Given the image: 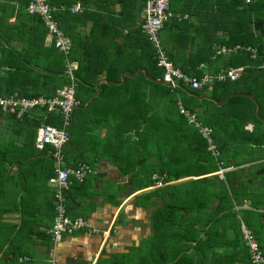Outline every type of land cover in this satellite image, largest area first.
Here are the masks:
<instances>
[{
    "label": "trees",
    "instance_id": "16d2710c",
    "mask_svg": "<svg viewBox=\"0 0 264 264\" xmlns=\"http://www.w3.org/2000/svg\"><path fill=\"white\" fill-rule=\"evenodd\" d=\"M14 1L17 2L19 14L26 16L25 21L28 22L27 27L32 35L25 51L17 55L12 51L8 54L9 58L14 57L18 61L17 64H0V70L4 69L6 73L0 74V93L17 91L19 95L27 97L53 96L56 89L67 82L64 73L67 58L77 63L75 75L78 82L76 97L80 100L79 108L85 106L96 91V82L104 77L105 80L99 84L97 95L85 109L92 110L96 104L105 109L112 106L113 111L119 113L122 120L125 118V123L130 117L131 126L136 127L137 132L142 131L143 136H147L146 141L142 136V140L137 141L133 147L136 158L132 164L135 165L136 175L140 174V171H148V185L154 184V172L165 173L166 181H176L184 176L206 175L231 166L236 168L223 173L222 177L206 175L168 183L137 195V198L143 197L147 200L153 197L150 200L156 207L152 218L153 237L160 243L162 241L164 254L162 253L163 258L160 259H156L154 255L152 260L145 254L139 255L136 264H250L249 253L242 239L241 223L251 230L264 253V212H257L263 198L258 194L257 188L264 184V164L250 165L249 167L257 166V169L244 171L241 160L232 164L225 162L231 156L229 154L235 151L228 144L230 140L264 145V133L245 130L246 124L251 121L261 123L264 117V91L256 88V81L251 77H257L256 68H246L245 75L236 81L219 82L199 90H191L183 85L171 90L168 85L155 81L162 77L163 69L157 66L153 44L141 29L146 0H48L51 4H63L66 7L80 2L84 8L81 13H71L66 9L55 15L59 27L72 42L68 56L53 44L43 46L47 31L38 17L25 11L29 0ZM169 7L173 13L188 15V18L175 17L166 21L160 30L161 32L166 29L168 33L164 48L169 59L175 66L183 65L180 67L184 72L201 75L202 71L197 69L198 65L202 61L212 62L210 56L214 48L221 45H251L257 49V57L251 59L250 54L242 52L229 55L223 62L222 56H219L215 61L217 63L236 66L259 64L264 61V0H251L249 3L244 0H169ZM88 21L91 23L89 31L83 36L82 30ZM192 28L201 34L204 46L187 56L184 52L181 54L180 50L187 48L190 42L188 35ZM117 36L122 39L119 44L114 42ZM36 39H40V42ZM111 44L115 46L113 51ZM141 68H145L146 75L140 72L133 76ZM123 72L129 74L124 76L123 82H119ZM176 92L181 95L189 110L194 111L197 106L201 108L197 110L198 117L204 124L212 127L219 156L212 155L206 140L179 114ZM233 93L237 94L228 97L221 106L208 98H198V95L207 94L221 100ZM241 93H252L253 98ZM110 95L115 96L116 104H110ZM256 101L261 111L263 110L258 116ZM203 103L207 104L202 107ZM160 104L162 110L158 108ZM10 116L18 120L15 116ZM18 121L31 124L35 134L36 128L41 124L59 125L61 118L59 113L47 111L44 107L25 113ZM123 125L121 127H125V124ZM226 126L228 132L225 130ZM142 142L150 143L151 147L142 145ZM239 147L238 144L237 148ZM179 149L182 158L183 153H188L187 156L195 160L194 165L199 170L197 174L183 173L177 168ZM249 152V162L258 159L257 154ZM64 153L66 156L65 148ZM164 153H167L168 159L165 162L162 158ZM149 156H153V161L149 162ZM205 158L224 162L220 164L222 166L209 170L206 163H201ZM162 159L163 163H160ZM79 163L87 162L80 159L79 162L68 165L76 167ZM171 164L176 168L170 167ZM258 176L260 181L256 179ZM210 179L217 180V185L212 186ZM232 180H235V183L230 185ZM73 182L83 181L72 180ZM247 182L249 183L246 184ZM238 183L243 189L235 185ZM253 185L257 190L251 192L249 187ZM218 186L219 190L216 189ZM243 198L251 201V207L236 210L233 202L242 201ZM159 202L160 205L157 206ZM232 230L235 232L233 236L229 234ZM168 241H171V244H168ZM173 245H185L184 252H180L178 247L173 249L175 254H169V249L164 252Z\"/></svg>",
    "mask_w": 264,
    "mask_h": 264
},
{
    "label": "crops",
    "instance_id": "0c3cea01",
    "mask_svg": "<svg viewBox=\"0 0 264 264\" xmlns=\"http://www.w3.org/2000/svg\"><path fill=\"white\" fill-rule=\"evenodd\" d=\"M16 4L17 2L14 0H0V64H17L18 61L14 57L9 58L8 54L12 51L17 55L20 54L19 52L25 51L32 35L27 27L28 22L25 21L26 16L19 14ZM90 24L89 21L86 23V27L82 30L83 36L89 31ZM198 35L201 37V34L192 28L188 35L190 42H188L186 51L180 50L181 54L184 52L188 56L191 52L195 53L204 46V40L201 43ZM98 39L102 40V38ZM36 41L40 42V39H36ZM121 41L122 39L117 36L114 42L119 44ZM49 45L52 43L46 32L43 46ZM110 46L113 51L115 46L113 44ZM206 49L208 50L207 47ZM229 55L231 54L223 55L221 61L223 62ZM216 58L212 59L211 55L212 62L202 61L200 64L203 63L205 66L200 67L199 64L197 69H201L202 73L206 71L218 72L233 66L217 63L215 62ZM75 64L77 63L75 62ZM180 66L183 67V65L176 67L181 69ZM236 66L256 68L258 73L257 79H255L256 88L264 91V61L259 64ZM0 74H6L4 69L0 70ZM123 74L126 76L129 73L123 72L121 78ZM133 76L136 75L133 74ZM251 77L254 80V77ZM124 79L122 81L120 79L119 82H123ZM104 80V77H101L96 82V91L85 106L77 107L74 110L70 141L66 147L67 158L65 156L67 164H74L82 159L89 163L95 171L89 174L83 182H73L67 193L68 214L72 217L85 218L94 231L80 230L73 234H66L60 242L52 244L46 233V230L52 225L54 217L53 189L48 181L54 175V162L50 157L49 147L35 148L33 142L35 134L31 125L25 123L22 126L14 127L0 125V133L6 131L13 133L12 145L15 146L12 148V156L15 158H12L13 160H10L5 152L0 151V264H51L52 261L54 264H136L139 255L145 254L152 260L154 257L152 253L162 250V241L160 243L153 237L152 218L155 209L152 205L153 202H150L153 197H150V200L136 197L155 188L153 185L147 184L149 181L147 170L135 174V165L132 163L136 158L133 149L137 143L135 141L136 133L128 130L124 132L121 126H124L125 118L122 120L120 114L113 111L112 106L110 109H105L96 104L92 110L85 109L97 95L100 89L99 84ZM235 94L237 93L230 94L221 100L212 97L215 101H211L221 106L228 97ZM241 94L253 98L252 93ZM111 96H109L110 104H116L115 96ZM179 96L182 100L181 95ZM256 103L258 104L257 101ZM206 104L203 103L202 107ZM78 108L82 111L76 117L75 113ZM198 109L201 110L197 106L194 112L197 113ZM129 112L130 110H128ZM2 115L11 118L10 115L0 112V123L3 122ZM127 122L130 126V117ZM262 122H264V117H262ZM257 124L259 123L251 121L245 125V130L248 132L257 131ZM227 127H225L226 132H228ZM130 132L129 135L125 134ZM226 136H228L227 133ZM143 137L145 141L148 139L147 136ZM121 142L125 143L124 146L121 145ZM144 144L151 147L150 143L143 142L142 145ZM228 144L235 151L229 154L231 156L225 160L226 163L232 164L241 160L243 162L241 165L254 164V162H257L258 166L264 164V145L249 141L246 143L228 141ZM238 144L239 148H237ZM163 148L166 149L165 146ZM250 150L252 154L259 156L257 160L249 162ZM164 154L167 155V153ZM127 155L131 159H128ZM162 158L167 157L162 155ZM152 159L150 162L153 161ZM243 159L247 161H243ZM223 162L221 160L220 164ZM160 163H163V159ZM219 170H223L225 173L229 168ZM206 175L184 176L174 182L196 179ZM171 182L173 181L169 183ZM257 189L258 194H263L264 184ZM155 199L157 198L155 197ZM242 203L245 207H251L252 204L248 198L243 199ZM260 211L264 212V203H261L257 208V212ZM155 258H163L162 252H156Z\"/></svg>",
    "mask_w": 264,
    "mask_h": 264
},
{
    "label": "built area",
    "instance_id": "2783aa9c",
    "mask_svg": "<svg viewBox=\"0 0 264 264\" xmlns=\"http://www.w3.org/2000/svg\"><path fill=\"white\" fill-rule=\"evenodd\" d=\"M249 3L251 0H244ZM68 9L71 13H78L83 10L79 2L73 3L70 7L63 4H51L48 0H29L25 10L28 14L38 17L44 24L49 40L51 43L68 56L72 47L70 37L59 27L55 15ZM144 19L141 23L142 31L147 35L149 41L153 44L156 64L163 69V75L160 78L171 90H176L181 85L191 90H199L205 87H211L215 83L225 82L227 80L234 81L240 78L246 66H229L222 71H206L201 75H192L182 71L176 67L169 59L163 43L160 40L159 33L164 23L172 18H187V15L173 13L169 7V0H146L143 8ZM247 52L251 58L257 57V49L251 45L235 44L221 45L214 48L212 59L216 57ZM202 63L200 67H204ZM77 69L75 62L66 58L65 75L67 82L58 87L53 96H22L17 92L7 95L0 94V112L13 115L16 119L21 120L25 113L32 112L38 108H46L47 111H54L60 114V124L53 125L43 123L36 128L34 137V146L37 149L49 147V154L54 162V175L48 181L53 189L54 201V217L52 225L46 230L53 245L62 240L66 234H73L80 230L94 231L90 227L88 221L81 217H72L67 211L66 192L75 181H84L87 175L95 171L88 163H79L76 167L68 165L65 161L64 148L66 149L70 141V129L73 120V112L79 106L80 100L76 97L77 93V77L74 71ZM176 105L178 112L183 115L188 124L197 129L199 134L208 143V150L212 151V155L218 156V149L214 143L213 129L211 126L204 124L198 117L197 113L189 110L179 94L176 92ZM154 177V178H153ZM154 187L157 185H165L166 174L154 173ZM160 187V186H158ZM242 239L249 253L250 264H264V253L259 244L243 223L240 224ZM22 259H25L22 257ZM51 264H54L53 261Z\"/></svg>",
    "mask_w": 264,
    "mask_h": 264
},
{
    "label": "rangeland",
    "instance_id": "374dc122",
    "mask_svg": "<svg viewBox=\"0 0 264 264\" xmlns=\"http://www.w3.org/2000/svg\"><path fill=\"white\" fill-rule=\"evenodd\" d=\"M165 30V31H164ZM159 37H160V40H161V42L163 43V45H164V43H165V41H168V33H167V31H166V29H163L160 33H159ZM198 39H200V41H201V43H202V41H203V39H201V37L198 35ZM184 51H186V48L184 49ZM137 73V72H136ZM135 73V74H136ZM254 79H257V78H254ZM208 90H209V88H208ZM159 110H162V106H161V104L159 105ZM82 111V109H77L76 110V113H75V116L76 117H78V113L79 112H81ZM5 114V113H4ZM3 116V122H1L0 123V125H2V126H11V127H14V126H22V122H20V121H17V120H12L10 117H8V116H6V115H2ZM125 124V127H123V130H124V132H126V130H128V131H132V132H135V133H137V134H141V135H136V140L135 141H138L143 135V133H142V131H139V132H137V128L136 127H133V126H129V124H128V122L127 123H124ZM28 125H31V124H28ZM134 126H135V124H134ZM257 126V130L258 131H260V132H264V122H261V123H259V124H257L256 125ZM27 131H29V130H27ZM167 131H168V129H167ZM125 134H131V132L130 133H125ZM129 138V137H128ZM14 141V136H13V133H11V132H1L0 133V151L1 152H5V154L7 155V157L10 159V160H13V159H15L13 156H12V151H13V149L12 148H15V146H13L12 145V142ZM163 141V140H162ZM171 142V141H170ZM230 142L231 143H233V142H235V141H232V140H230ZM238 142H239V140H238ZM139 143H141V142H139ZM143 143V142H142ZM172 143V142H171ZM124 144L125 143H123V142H121V145L122 146H124ZM167 145H169L170 146V143H168ZM6 148H8V149H6ZM5 149V150H4ZM17 149V148H16ZM179 160H177L178 162V169L179 170H181V171H183V173H194V174H197L198 172H199V170L197 169V166H195L194 164H196V162H195V160H193L192 159V157H188L187 156V154L188 153H186V154H184L183 153V158H182V152H181V150L179 149ZM251 151V150H250ZM165 155V157H167V155L166 154H164ZM127 157H129L128 159H131V157L129 156V155H127ZM173 156H171V158H172ZM184 157H187V158H185L184 159ZM13 158V159H12ZM151 156H149L148 157V160H149V162H150V160H151ZM169 158V157H168ZM175 158V156L173 157V159ZM168 159L167 158H164V162L165 161H167ZM172 160V159H171ZM215 160H216V162L218 163H216L215 162ZM214 160V158L213 159H207V158H205L201 163H206V165L209 167V170L210 169H213V168H215V166H222V165H220V162H219V160H217V159H215ZM173 161H176V160H173ZM183 161H184V164H183ZM192 161V162H191ZM233 161V160H232ZM257 162H254V164H245V165H241V166H243L244 167V171H251V169H254V170H256L257 169V166H252V167H249L250 165H257L256 164ZM164 164H167V163H164ZM217 164V165H216ZM170 167H172V168H176V167H174L172 164L170 165ZM234 169H236L235 167H233V166H231V167H229V170H234ZM219 170V169H218ZM228 170V171H229ZM227 172V171H226ZM223 173V170H219V171H217V172H215V173H213V174H207L208 176L210 175H217V176H219V177H222V174ZM154 178V177H153ZM152 178V179H153ZM233 179H234V176H233ZM258 181H260V177L258 176L257 178H256ZM210 181H211V183H213V185L212 186H214V185H217L216 184V181L215 180H213V179H210ZM174 182V181H173ZM173 182H171V183H173ZM233 183H235V180H232L231 182H230V185L231 184H233ZM249 182H247L246 184H248ZM211 185V184H210ZM235 185H238L240 188H242L243 189V187H242V185L240 184V183H238V184H235ZM158 186H160V187H162V185H157V187ZM164 186V185H163ZM212 186H211V188H212ZM153 188V187H152ZM155 189V188H154ZM217 190H219V186L216 188ZM256 189V186L255 185H253V186H250L249 187V190L252 192V191H254ZM216 190V191H217ZM226 191H228V189H225ZM257 190V189H256ZM258 192V191H257ZM260 195H262V201L260 202V204L261 203H264V192H263V194L261 193ZM243 199H245V198H243ZM158 200V199H157ZM235 205H234V208L237 210V209H240V208H243V207H245L244 205H242L243 203H242V201H237V202H233ZM158 205H160V202L159 203H157V206ZM250 207V206H249ZM156 207H154V209H155ZM245 208H248V207H245ZM164 232V231H163ZM234 230H232L231 232H229V234H231V236H233L234 235ZM158 242V241H157ZM172 242H173V240H172ZM168 244H171V241H168ZM175 247H178V249L180 250V252H184L183 250H184V248H185V245H181V246H170V248L168 247V248H166L165 250H164V252H168V249H169V254H175V251L173 250ZM153 248H155L154 246H153ZM158 251H161L162 253H163V250H158ZM153 255H156L155 254V252L154 253H152ZM164 254V253H163Z\"/></svg>",
    "mask_w": 264,
    "mask_h": 264
},
{
    "label": "water",
    "instance_id": "95a60500",
    "mask_svg": "<svg viewBox=\"0 0 264 264\" xmlns=\"http://www.w3.org/2000/svg\"><path fill=\"white\" fill-rule=\"evenodd\" d=\"M144 72L145 73V75H146V70H145V68H142V69H139L138 71H137V73L136 74H134V75H138L140 72ZM124 75L125 74H123L122 75V78H121V81L124 79ZM156 82H158V83H161V84H165L161 79H156L155 80ZM249 96H252L251 94H248ZM198 97H200V98H209L210 100H214L215 101V99H213L212 97H210V96H208V95H200V96H198ZM256 105H257V114H259V111H260V107H259V105L256 103Z\"/></svg>",
    "mask_w": 264,
    "mask_h": 264
},
{
    "label": "clouds",
    "instance_id": "9594fccd",
    "mask_svg": "<svg viewBox=\"0 0 264 264\" xmlns=\"http://www.w3.org/2000/svg\"><path fill=\"white\" fill-rule=\"evenodd\" d=\"M197 115H198V114H197ZM33 141H34V140H33ZM154 173H157V172H154ZM154 173H153V174H154ZM153 174H152V176H153ZM153 180H154V179H153ZM167 182L169 183L170 181H167ZM153 183H154V182H153ZM168 183H167V184H168ZM165 185H166V184H165ZM153 187H154V184H153Z\"/></svg>",
    "mask_w": 264,
    "mask_h": 264
}]
</instances>
